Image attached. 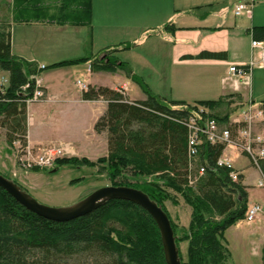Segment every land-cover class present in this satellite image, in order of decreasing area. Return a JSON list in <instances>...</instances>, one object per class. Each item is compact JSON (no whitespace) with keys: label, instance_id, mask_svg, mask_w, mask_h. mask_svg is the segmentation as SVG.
<instances>
[{"label":"trees","instance_id":"16d2710c","mask_svg":"<svg viewBox=\"0 0 264 264\" xmlns=\"http://www.w3.org/2000/svg\"><path fill=\"white\" fill-rule=\"evenodd\" d=\"M58 1L60 5L55 6L50 23L91 24L92 0ZM40 2L13 0L12 20L28 21L30 18L25 16L32 11L47 13ZM252 35L264 41V27H254ZM134 47V44L122 43L96 55L47 67L57 69L89 62L93 72L121 71L147 96L144 101H131L118 90L89 87L83 93L84 100L103 99L108 103L95 130L108 133L109 153L97 162L76 157L60 159L52 171L65 165H102L113 186L143 191L168 214L177 246L184 241L189 243L186 262L180 252L182 264H228L230 252L225 244V232L245 219L249 209L248 187L244 185L242 173L238 171L235 181L231 175L236 170L218 165L223 144L203 139L197 156L190 157L187 123L192 117L199 122L216 120L221 128L231 129L237 135L240 126L230 120L240 107H233L230 97L190 105L154 94L131 66L118 57V53ZM183 59L225 60L227 53L203 51ZM0 70L9 75L8 85L0 88V128L5 131L9 147L14 148L17 142L26 145L27 101L34 96L35 77L42 69L37 62L12 53L11 25L7 21L0 24ZM261 107L264 109V103ZM261 166L264 174V160ZM201 168L205 173L199 176ZM148 176L156 180L150 181ZM191 176L198 177L194 184L190 182ZM170 192L183 198L192 209L187 228L174 223L167 211V201L178 204ZM0 264L167 263L158 225L142 207L132 202L112 200L87 216L58 223L30 212L0 187Z\"/></svg>","mask_w":264,"mask_h":264},{"label":"crops","instance_id":"0c3cea01","mask_svg":"<svg viewBox=\"0 0 264 264\" xmlns=\"http://www.w3.org/2000/svg\"><path fill=\"white\" fill-rule=\"evenodd\" d=\"M244 3L252 5V13L236 15L235 9ZM121 7L126 8L128 20L115 19ZM52 14L49 10L41 14L32 11L25 16L30 18L28 21L14 22L11 17L9 22L12 53L45 67L39 79L45 89L46 99L28 106L27 142L31 146L71 143L77 152L76 158L96 162L109 153L108 133H98L95 130L97 121L107 111L108 103L103 99L84 100L83 93L89 87H108L120 91L131 101L147 99L141 88L121 71L93 72L89 62L47 69L56 63H49L43 58L49 52L48 46L43 49L40 45L43 39L39 41L38 36L49 35L54 28H81L86 34L89 33L83 57L96 55L107 47L122 43L134 44L133 49L118 53V57L122 59L125 52H139L143 56L144 65L158 75L155 81L148 83L149 87L154 94L167 100L194 105L199 101L230 97V101L234 102L233 107L239 106L240 110L251 104L261 107L264 103V91L260 90L262 93L259 92L255 97V72L264 71V68L259 67V50L252 48V42L256 40L252 35L253 28L264 27V0H92L89 26L53 24L49 22ZM137 14L143 16L137 17ZM166 26H173L175 29L167 30ZM102 31H105L104 34L99 36ZM203 51L226 52L227 59H183ZM233 64L252 65L248 85L244 83L245 80L231 76L230 66ZM82 67L86 82L77 81L73 87L70 77ZM101 75L109 77L110 83H100V77H103ZM8 80V73L0 70V88L6 87ZM84 86L86 89H83ZM124 86L125 91H121ZM131 86L137 91V97L130 94ZM32 106L36 108L32 109ZM237 157L234 159L235 163ZM239 158L246 160V168L254 167L246 158ZM61 168L50 172H57ZM2 169L15 172L16 157L15 149L9 147L5 132L0 128V173L4 174ZM235 169L243 174L244 185L248 187V207L261 205L263 212L255 223L249 224L243 220L225 232V236L231 231L236 233L235 243L225 238L230 252L229 260L234 257L232 245L234 247L238 244L240 247L246 244L248 247L253 246L247 260L256 257L260 260L259 264H264V187L260 186L262 175L256 168L259 180L254 186L246 182L245 168L235 165ZM46 171H31L26 175L19 173V178L16 179L22 184H32ZM191 213L188 212L185 220L177 213L179 221L176 222L181 228L189 226ZM188 247V241L180 243L185 262L188 260ZM229 260L228 264H254L252 261L238 263Z\"/></svg>","mask_w":264,"mask_h":264},{"label":"rangeland","instance_id":"374dc122","mask_svg":"<svg viewBox=\"0 0 264 264\" xmlns=\"http://www.w3.org/2000/svg\"><path fill=\"white\" fill-rule=\"evenodd\" d=\"M12 4L13 0H0V24L5 23L6 21H11ZM56 5L58 7L60 5V1L41 0L40 2V7L44 10H49L51 13H53L54 9L56 8ZM136 16L142 17L143 15L137 14ZM115 19L128 20L129 18L128 14L126 13V8L121 7ZM82 30L83 29L81 28L72 27H64L58 29L54 28L51 29L49 35L38 36L39 41L43 39V43L40 44L42 45L43 49H46L48 46L49 52L46 55L44 54L43 58L49 63H59L67 60L82 58L85 55V41L89 39V33L86 34L85 30ZM104 32L105 31H102L98 35H103ZM142 57V55H139V52H125L123 57H121V60L127 62L133 69L134 73L140 76L148 84L149 82L151 83L152 81H155L158 75H155L146 64L144 65ZM255 74L256 97L259 92L264 91V71L258 70L255 72ZM101 76L103 77H100V83H110L109 77H107L106 75ZM69 81L73 87L77 81L85 83L86 75L83 71V67L78 68L73 73V76L70 77ZM130 89V94L133 97H137L138 93L135 88L131 86ZM35 108L36 106H32V109ZM239 112L237 111V114ZM246 164V160L240 159L239 157L236 158V167L246 169V182L255 186L259 180V173L254 167L246 168ZM2 170L3 173L7 175L9 179L15 181L22 188L26 189V191L31 194L34 198H36L39 202L56 208H65L75 205L86 197H88L89 195H91L92 193H94L95 191L106 186L112 185L106 170L103 169V166L99 164L98 166L93 167L83 164L65 165L60 170L53 173H51L52 170L50 169L46 172H43L41 175L42 177L38 179L37 182H33L32 184H30L29 182H25L24 184H22L13 176L14 172H11L10 170L6 169ZM147 179L150 181L156 180V178L153 176H148ZM73 181H76V183H72ZM255 190L257 191L259 189ZM170 193L176 198V200H178V204H174L171 201H167L166 208L173 222L181 228V226L176 222L178 220L177 213L181 214L182 220H185L186 216L188 215V212L191 213L192 209L189 205L184 202L183 198H181L179 195L175 194L174 192ZM231 232L228 233L225 238L227 237L229 241L235 243L236 233ZM232 250L234 257L233 259L230 258L229 262L235 261L238 263H245L247 261H252L254 264H259L260 262L259 258L256 257H252L247 260L249 253L253 250V246L248 247L246 244H242L239 247V245L236 244L234 247L232 245Z\"/></svg>","mask_w":264,"mask_h":264},{"label":"built area","instance_id":"2783aa9c","mask_svg":"<svg viewBox=\"0 0 264 264\" xmlns=\"http://www.w3.org/2000/svg\"><path fill=\"white\" fill-rule=\"evenodd\" d=\"M243 13L251 14L252 5L248 3L240 4L235 9L236 15ZM252 48L259 50V67L264 68V43L258 40H253ZM252 65L233 64L230 66V74L233 77L241 78L246 85L249 84V77ZM45 69V67H41ZM36 89L34 96L27 101V105L41 102L46 99V92L41 80L35 77ZM83 89H86L84 86ZM126 86L122 90L125 91ZM240 111V112H239ZM231 117V123L239 125L237 135L228 128H221L216 120H207L199 122L195 117H192L187 123L190 130V157L195 158L198 154V146L203 139L208 140L212 144H223L224 150L218 161L221 167L235 169V157L246 158L252 166L257 168L262 175L260 186L264 187V174L262 173L261 161L264 160V109L249 105L243 110H239ZM16 171L13 176L18 177L19 173L24 175L33 171L35 168L40 170H52L60 159L73 158L77 156V152L71 143H63L59 145H50L44 147L31 146L30 144L23 145L20 142L15 143ZM205 173V169L199 170V176ZM239 172L236 170L232 173V178L238 180ZM198 177H190L191 184L197 182ZM263 212L261 205H254L248 209L245 221L249 224L255 223L260 219Z\"/></svg>","mask_w":264,"mask_h":264},{"label":"water","instance_id":"95a60500","mask_svg":"<svg viewBox=\"0 0 264 264\" xmlns=\"http://www.w3.org/2000/svg\"><path fill=\"white\" fill-rule=\"evenodd\" d=\"M0 187L7 191L20 205L36 215L58 223L70 222L87 216L112 200H126L142 207L156 222L161 233L167 264H182L180 250L168 214L141 190L124 186H106L79 203L56 208L39 202L15 181L0 173Z\"/></svg>","mask_w":264,"mask_h":264}]
</instances>
